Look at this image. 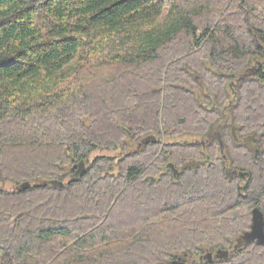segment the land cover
<instances>
[{
    "label": "trees",
    "instance_id": "1",
    "mask_svg": "<svg viewBox=\"0 0 264 264\" xmlns=\"http://www.w3.org/2000/svg\"><path fill=\"white\" fill-rule=\"evenodd\" d=\"M254 208L264 0H0V264H264Z\"/></svg>",
    "mask_w": 264,
    "mask_h": 264
},
{
    "label": "water",
    "instance_id": "2",
    "mask_svg": "<svg viewBox=\"0 0 264 264\" xmlns=\"http://www.w3.org/2000/svg\"><path fill=\"white\" fill-rule=\"evenodd\" d=\"M210 66V65H209ZM253 70V69H252ZM253 74V72L250 70V72L246 75V76H251ZM246 76H241L240 78H244ZM197 99H199V96L197 97ZM201 100V99H199ZM85 124L88 125L89 121L88 119L85 120ZM231 134L234 138L235 141H237V136L235 135V128H232ZM128 136H130V133H128ZM155 141L154 138H149L147 141ZM243 144L247 147H249L250 149H252L254 152L257 151V148H255V145L253 144V137H246L242 140ZM130 143V140H129ZM219 146L221 151L223 152L222 149V142L219 141ZM89 160L86 159L85 163L83 161L79 162L76 165L72 166V170H75L73 176L74 178L78 179L80 178L84 172H85V165L86 163H88ZM197 163H195L194 161H190L188 163H186L185 165H183L180 169V171H184L186 169H188L189 167H197ZM172 171H173V175L175 177V175L178 173V170L174 168V166L172 164H170L168 166ZM225 175H228L229 177H232L233 174L230 172V169L228 167H226L225 170ZM153 180V179H152ZM48 184L53 185V186H63L64 183L63 182H57V181H47L44 182V185L47 186ZM30 187L29 183H24L22 185V189H28ZM251 228L249 231L244 232L240 237H238L235 241V244L233 246V251L238 250L243 248V246L250 244V243H257L260 246L264 247V214L262 212H260V210L258 208H254V210H252V218H251ZM229 256V252L225 251V250H221V249H217V251H215V253H210V252H206V254L204 255V260H208V261H212V260H223V259H227ZM175 264H189V259L185 258V257H180L179 262L175 263Z\"/></svg>",
    "mask_w": 264,
    "mask_h": 264
},
{
    "label": "rangeland",
    "instance_id": "3",
    "mask_svg": "<svg viewBox=\"0 0 264 264\" xmlns=\"http://www.w3.org/2000/svg\"><path fill=\"white\" fill-rule=\"evenodd\" d=\"M210 65V64H209ZM208 65V68L210 67ZM107 154V155H110V154H113L112 152H110V153H108V152H104V151H96V152H94L93 154H92V157L93 156H96L97 154ZM76 165V164H75ZM73 172H75V171H73ZM5 189H7V190H9V189H11V188H13V184H11V183H5V184H3L2 185Z\"/></svg>",
    "mask_w": 264,
    "mask_h": 264
},
{
    "label": "flooded vegetation",
    "instance_id": "4",
    "mask_svg": "<svg viewBox=\"0 0 264 264\" xmlns=\"http://www.w3.org/2000/svg\"><path fill=\"white\" fill-rule=\"evenodd\" d=\"M251 71L253 72V73H255V72H257L255 69H251ZM73 171H75V170H73ZM73 174H74V172H73Z\"/></svg>",
    "mask_w": 264,
    "mask_h": 264
}]
</instances>
